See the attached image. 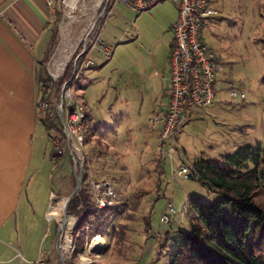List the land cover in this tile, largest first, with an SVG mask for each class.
<instances>
[{"label": "rangeland", "instance_id": "obj_1", "mask_svg": "<svg viewBox=\"0 0 264 264\" xmlns=\"http://www.w3.org/2000/svg\"><path fill=\"white\" fill-rule=\"evenodd\" d=\"M218 4L213 6L216 14L224 15L226 19L208 29L210 38L216 41L214 46L218 44L226 52V70L234 78V84L230 86L243 89L245 98L243 101L230 98L228 91L224 89L220 92V100L215 107L201 108V112L197 110L199 107L194 106L191 109L190 118L177 134V145L185 149V159L189 162H194L203 155L218 157L221 154L233 153L246 144L254 148H264V0H220ZM102 6L92 5L91 0H76L71 5L69 0H56L51 11L54 37L49 45L47 37H42L34 46L35 55L39 60L47 50L44 60L45 82L40 84V91L45 93V96L49 95L50 100L55 102L61 95L65 81L74 96L81 95L83 85H88L85 98L90 107H93V118L110 117L113 112L131 116L133 111L140 119L139 122L146 124L149 111L146 104H142V108L139 107L140 94L137 91L141 93L142 90L138 74L150 70L148 48L135 47L134 42L125 45L120 42L127 41L122 36L123 31L130 32L136 22L145 28L146 41H152L153 38L150 39L149 35L158 30L163 34L160 40L162 42L168 30L167 21L175 14L174 4L172 0H163L142 11L143 14L139 15L143 16L144 22L143 19H137L138 15L135 17L123 4L114 5L112 16L103 26L105 34L112 35V41L117 42L110 59H102L101 69L87 79H83L80 71L79 75L71 80L75 70V58L83 47L81 39L90 23L101 22L98 13ZM145 22L148 27L143 25ZM114 35L117 38H114ZM137 60L141 61L138 63ZM120 73L126 80L123 79L119 83ZM124 83L126 90L121 92ZM130 87L135 88L130 90ZM55 115L52 111L51 115L46 117L52 119ZM42 130L44 131L43 127ZM55 137L59 139L60 146H64L60 137ZM128 143L122 147L124 156H118L115 150L104 151L103 144L100 145L98 139H92L82 145L84 162L87 160L84 170L85 184L91 191L89 179L96 182L109 181L118 195L119 213L113 217V222L107 228L110 235L98 234L92 239L85 238L83 247L79 250L75 241V251L69 262L73 260L77 264H86L94 259L101 260L103 264H169L180 231L188 227L187 196L199 195L207 202L218 198V195L209 193L200 182L173 175L172 165L177 167L175 154L173 159L160 155L159 166L157 161L148 158L150 154H159L157 139L148 142L132 137ZM51 146L52 143L49 142L48 149ZM61 148L63 159L59 161L58 166L66 179L73 178V189L70 186L63 190L54 181L50 186L55 193L72 191L73 197L80 191L83 179L76 188L74 163L68 150ZM247 164L252 166L250 160ZM47 165L56 177V165L48 160ZM253 199L258 204H264L262 187L255 191ZM169 202L176 212L171 214L169 223H162L159 218ZM67 203L56 214L58 221L65 220L67 213L75 216L74 212L66 210ZM119 223L125 224L127 228L124 240L116 243L112 227L117 229ZM52 229L54 230V224ZM96 237L101 239V245L94 246L88 252L89 262L82 263V258H86L84 250H88L89 244Z\"/></svg>", "mask_w": 264, "mask_h": 264}, {"label": "crops", "instance_id": "obj_2", "mask_svg": "<svg viewBox=\"0 0 264 264\" xmlns=\"http://www.w3.org/2000/svg\"><path fill=\"white\" fill-rule=\"evenodd\" d=\"M47 1L0 0V264H32V260L39 256L44 260H51L56 256V214L64 207L72 191L55 193L50 185L54 181L57 186L60 185V188L66 190L70 186L73 189L74 184L73 178L66 179L61 167L58 166L59 161L63 159V152L57 155L54 161L52 160L55 151L54 142L48 137L39 121L36 107L40 99L36 68L45 52L42 59H37L34 46L42 37H47L49 45L52 28L51 11L56 4V0H52L50 5ZM91 1L92 5L98 7L103 2V0ZM219 1L209 0V3L213 7ZM172 2L175 14L167 21L168 30L162 42L160 40L163 34L158 30H154L153 34L149 35L150 39L153 38L151 42L148 39L146 41L145 28L140 26L139 22H136L130 32L123 31L122 36L127 41L120 43L125 45L134 42L135 47L148 48L150 70L138 74L142 90L140 89L141 93L136 91L140 94L139 107L142 108V104H146L149 113L146 124H141L133 111L131 116L113 112L110 117L100 119L92 117L94 135L92 138L98 139L100 145L103 144L104 151L115 150V154L124 156L122 147L131 142L132 137L148 142L157 139L160 124L153 125L149 118L165 109L170 87L168 59L173 44L171 25L177 16V5L173 0ZM138 18L142 20L143 16L138 15ZM224 19H226L224 15L215 12L200 30L201 38L208 43L217 57V92L214 104L207 106L210 108L218 104L220 92L234 84V78L226 70V52L220 45L214 46L216 41L210 38L211 34L208 30ZM143 25L148 27L146 22ZM103 26L102 37L112 41V35H106ZM114 38L117 37L114 35ZM93 52L95 64L82 70L83 79L97 73L103 66L100 62L102 57L97 52ZM140 61L137 60L138 63ZM123 79L126 80L120 73L118 82H122ZM125 87L126 83L121 92H125ZM87 88L88 85H83L81 96L87 107L92 110L93 107H90L89 101L85 98ZM131 88L135 87H130V90ZM192 108L194 106L189 107V118ZM201 108L206 107H199L197 110L201 112ZM49 142L52 146L48 149ZM181 149L187 157L185 149L183 147ZM158 153L148 155V158L157 161V165L160 164L159 149ZM47 160L56 165L54 168L55 175L58 174L56 177L48 167ZM211 194L216 195L212 192Z\"/></svg>", "mask_w": 264, "mask_h": 264}, {"label": "built area", "instance_id": "obj_3", "mask_svg": "<svg viewBox=\"0 0 264 264\" xmlns=\"http://www.w3.org/2000/svg\"><path fill=\"white\" fill-rule=\"evenodd\" d=\"M63 1L68 2V0ZM74 1L76 0H69L70 5ZM162 1L103 0V6L98 13L101 22L98 24L97 21H93L88 25V30L81 39L83 47L75 58V70L71 80H74L80 71L95 64L93 51L97 52L104 60L110 59L116 42L103 38L101 30L103 24L111 16L114 5L121 3L132 13L139 15L142 11ZM173 1L177 5V16L171 25L173 44L168 59L170 87L165 109L154 114L150 118V122L153 125L160 124L157 135L160 154L167 155L171 159H173V154L177 156L175 158L177 167L172 165L173 175L198 181L199 176L193 163L185 159L183 150L177 145V134L189 119V107H207L214 104L217 92V57L209 48L208 43L201 38L200 30L202 25L215 14V9L210 5L209 0ZM47 3L50 5L52 0H48ZM227 91L230 98H239L241 101L245 98L243 89L229 86ZM36 107L39 113L46 116H50L53 111L51 104L45 99H39ZM54 110L60 119L61 131L64 135V146H60L57 137L52 138L55 146L52 160L54 161L55 157L62 152L61 147H65L74 163L73 170L77 175L76 177L82 179L84 164L82 120L84 111L78 100L72 95L67 81L62 85L60 97L54 102ZM89 184L91 185L94 202L99 208L117 205L118 195L109 181L96 182L89 179ZM175 212L172 203H167L165 212L159 218L160 222L169 223L171 214ZM56 222V256L51 260H44L39 256L32 260V264H68L75 251L77 235L72 231L76 226L77 218L67 213L65 220L58 221L56 219ZM84 229L88 231L87 226ZM90 250H92L90 246L88 250H84L87 256ZM82 260V263H86L89 257L82 258Z\"/></svg>", "mask_w": 264, "mask_h": 264}, {"label": "trees", "instance_id": "obj_4", "mask_svg": "<svg viewBox=\"0 0 264 264\" xmlns=\"http://www.w3.org/2000/svg\"><path fill=\"white\" fill-rule=\"evenodd\" d=\"M53 37L51 28V39ZM46 54L47 50L36 68V80L40 99L49 101L55 112L54 101L40 91V84L45 82ZM74 97L84 111L83 143H89L94 136L91 125L93 116L82 96ZM38 116L48 137L59 136L63 145L64 135L59 116L56 114L52 119L41 113ZM249 160L252 163L251 167L247 164ZM85 162L81 189L66 206V210L74 212L77 218L73 233L77 235L78 250L82 249L85 238L92 239L98 234L110 235L107 228L113 222V217L119 213L118 205L103 208L96 205L92 192L85 184L84 170L87 167V160ZM193 165L199 176L198 182L207 191L218 195V198L207 202L199 195L187 196L188 227L180 231L169 264H264V204H258L253 199L255 191L260 187L264 190V148L260 146L254 148L246 144L233 153L218 157L203 155L195 160ZM85 226L88 227V231H85ZM126 228L123 223H119L117 229L112 227L116 243L124 240ZM68 264L77 263L72 260ZM86 264L103 263L101 260L93 259Z\"/></svg>", "mask_w": 264, "mask_h": 264}, {"label": "bare ground", "instance_id": "obj_5", "mask_svg": "<svg viewBox=\"0 0 264 264\" xmlns=\"http://www.w3.org/2000/svg\"><path fill=\"white\" fill-rule=\"evenodd\" d=\"M101 245V239L99 237L94 238V240L92 241L91 245H90V249L94 248V246H99ZM85 254V257L87 258V253L83 252ZM84 258V257H83Z\"/></svg>", "mask_w": 264, "mask_h": 264}, {"label": "water", "instance_id": "obj_6", "mask_svg": "<svg viewBox=\"0 0 264 264\" xmlns=\"http://www.w3.org/2000/svg\"><path fill=\"white\" fill-rule=\"evenodd\" d=\"M80 181L81 179L79 177H76V188L79 187V184H80ZM73 194H71L68 198H67V201L72 197ZM66 201V203H67Z\"/></svg>", "mask_w": 264, "mask_h": 264}]
</instances>
